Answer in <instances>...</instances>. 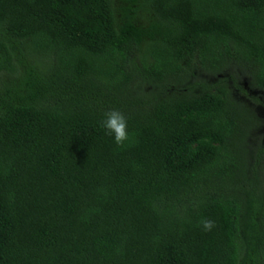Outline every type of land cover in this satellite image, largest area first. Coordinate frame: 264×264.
<instances>
[{
    "label": "trees",
    "instance_id": "obj_1",
    "mask_svg": "<svg viewBox=\"0 0 264 264\" xmlns=\"http://www.w3.org/2000/svg\"><path fill=\"white\" fill-rule=\"evenodd\" d=\"M257 95L264 0H0V264H264Z\"/></svg>",
    "mask_w": 264,
    "mask_h": 264
},
{
    "label": "clouds",
    "instance_id": "obj_2",
    "mask_svg": "<svg viewBox=\"0 0 264 264\" xmlns=\"http://www.w3.org/2000/svg\"><path fill=\"white\" fill-rule=\"evenodd\" d=\"M100 126L105 130L107 135L113 138L116 145H123L129 140L128 123L126 117L119 111H111L105 114L101 120ZM200 226L204 231H210L214 227L212 220L204 219L200 222Z\"/></svg>",
    "mask_w": 264,
    "mask_h": 264
},
{
    "label": "rangeland",
    "instance_id": "obj_3",
    "mask_svg": "<svg viewBox=\"0 0 264 264\" xmlns=\"http://www.w3.org/2000/svg\"><path fill=\"white\" fill-rule=\"evenodd\" d=\"M254 94H256L254 92ZM262 101H264V99L262 98L261 95H257ZM257 114L259 116L260 119V126H259V130L261 131L260 134L264 135V106H258L257 107Z\"/></svg>",
    "mask_w": 264,
    "mask_h": 264
}]
</instances>
